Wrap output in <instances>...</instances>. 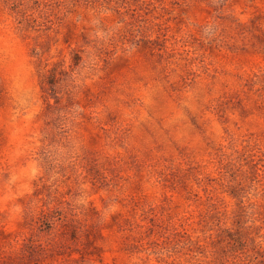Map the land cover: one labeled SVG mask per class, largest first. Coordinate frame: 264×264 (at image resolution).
Listing matches in <instances>:
<instances>
[{
  "label": "rangeland",
  "instance_id": "1",
  "mask_svg": "<svg viewBox=\"0 0 264 264\" xmlns=\"http://www.w3.org/2000/svg\"><path fill=\"white\" fill-rule=\"evenodd\" d=\"M0 264H264V0H0Z\"/></svg>",
  "mask_w": 264,
  "mask_h": 264
}]
</instances>
